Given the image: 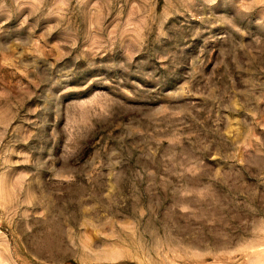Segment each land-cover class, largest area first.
<instances>
[{
    "label": "rangeland",
    "instance_id": "rangeland-1",
    "mask_svg": "<svg viewBox=\"0 0 264 264\" xmlns=\"http://www.w3.org/2000/svg\"><path fill=\"white\" fill-rule=\"evenodd\" d=\"M0 264H264V0H0Z\"/></svg>",
    "mask_w": 264,
    "mask_h": 264
}]
</instances>
